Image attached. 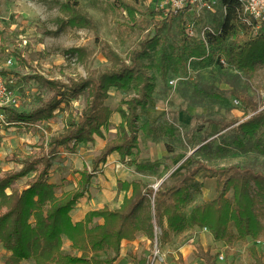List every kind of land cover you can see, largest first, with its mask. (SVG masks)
I'll return each mask as SVG.
<instances>
[{
	"label": "trees",
	"instance_id": "trees-1",
	"mask_svg": "<svg viewBox=\"0 0 264 264\" xmlns=\"http://www.w3.org/2000/svg\"><path fill=\"white\" fill-rule=\"evenodd\" d=\"M224 4L226 15L219 25L222 31L212 36L211 44L222 45L231 37V52H226L225 56L231 63L253 74L256 63H264V35H254V26L242 20L237 0H224ZM73 17L81 16L74 14ZM168 19L156 21L154 34L141 40L127 58L109 48L113 65L96 75L68 81L45 79L53 93L39 106L29 111L5 107L9 124L32 125L57 118L60 126V131L47 142L32 146L38 150L21 159L15 156V162L21 164L19 170H8L0 175V244L9 252L5 264L23 261H33V264H117L122 241L134 240L139 232L153 243L157 238L160 246L170 241L173 234H184L196 226L208 227L214 240L223 241L227 246L251 238L254 242L248 247L249 256L253 264H264V254L257 247V242L264 237V171L248 166L214 167L199 161L186 171L177 172L174 177L178 179L174 182L160 185L156 190L142 181H125L122 187L131 188L132 192L124 197L119 208L104 207L89 211L80 221L72 219V209L89 191L99 165L106 162L113 151H119L123 161L132 156L130 162L136 165L137 171L155 168L154 164L139 162L137 157L139 109L148 107L154 87L143 60ZM184 23L181 15L178 25L185 39L191 41L185 51L195 58L209 56L211 51L206 45L185 32ZM9 72L0 70L5 75ZM112 87L134 90V94L122 99L116 108L123 117L116 136L94 158L91 170L88 167L75 170L80 174L75 187L61 190L63 182L49 180L58 155L62 149L75 152L80 143L92 142L95 135L103 134L102 129L109 125L114 111L105 103ZM81 96L85 97V104L75 112L72 101ZM258 109L255 105L254 114L238 123L237 128L244 138L238 137L235 142L242 148L264 154V109ZM59 110L64 111L61 118L57 117ZM203 170L205 177L216 178L217 194L195 204L187 212L194 194L202 189L203 182L196 176ZM31 172L36 174L26 187L14 186ZM231 191L232 197L229 196ZM96 218H103V222L94 223ZM64 238L71 242L70 252L64 249ZM105 250L113 254L104 258L96 255Z\"/></svg>",
	"mask_w": 264,
	"mask_h": 264
},
{
	"label": "rangeland",
	"instance_id": "rangeland-1",
	"mask_svg": "<svg viewBox=\"0 0 264 264\" xmlns=\"http://www.w3.org/2000/svg\"><path fill=\"white\" fill-rule=\"evenodd\" d=\"M74 14L81 16L80 19H73ZM225 15L226 6L221 0L216 12L208 14L205 21L217 27ZM163 18L147 0H0V70L10 71L8 107L29 111L39 106L53 93L45 79L68 81L96 75L111 67L109 48L127 58L141 40L154 34L155 22ZM179 19V14L169 17L143 60L154 82L150 105L159 111L157 121L146 123L141 131L145 148L157 146L153 153L157 158L148 162L155 168L148 170L147 183L152 188L171 184L178 179L174 177L177 172L186 171L199 161L214 167L237 164L264 171V154L235 142L238 137L244 138L238 123L254 114L255 105L258 110L264 109V63L257 62L253 74L231 63L225 56L231 52V37L222 45L214 44L206 58L189 56L185 50L191 41L185 39ZM253 34L264 35V24L254 26ZM8 59L13 60L11 65L7 64ZM171 79L175 84L170 83ZM119 90L122 99L134 94L133 89ZM72 102L77 112L85 104V97ZM63 114L59 110L57 117ZM6 116L5 108H1L0 175L21 168L15 156L21 159L38 150L32 147L38 131L37 142H47L60 131L57 118L50 123H22L8 129L7 121L3 123ZM234 120L238 122L225 125ZM58 157L62 158L61 154ZM32 174L14 186L26 187L34 177H29ZM204 174L203 170L196 176L203 186L194 194L187 212L217 194L216 178ZM69 175L62 181L61 190L75 187L78 181L75 171L71 170ZM232 195L231 191L229 196ZM253 242L250 238L229 246L233 250L229 249L225 255L227 264L253 262L248 253ZM257 247L264 254V237ZM244 249L248 253L247 261L242 257ZM7 256L0 252V264H5ZM21 264H33V261Z\"/></svg>",
	"mask_w": 264,
	"mask_h": 264
},
{
	"label": "crops",
	"instance_id": "crops-1",
	"mask_svg": "<svg viewBox=\"0 0 264 264\" xmlns=\"http://www.w3.org/2000/svg\"><path fill=\"white\" fill-rule=\"evenodd\" d=\"M122 96L118 88L112 87L110 89L109 96L105 100V103L114 110L110 117L109 125L102 129V135H95L92 142L80 143L75 152L62 149L59 153L62 158H57L55 167L50 173L49 180L51 182L61 183L64 178L70 177L69 172L71 170H83L85 167H88L90 170L92 169L94 158L100 154L109 140L115 138L117 126L123 120L122 114L116 110L123 98ZM151 105L149 102L146 109H139L138 123L141 128L139 129V152L137 156L139 162H149L153 158H157L153 154L157 146L152 149L145 148L146 145L143 144V136L141 134L142 126L147 122L155 123L159 116V111ZM5 125L9 126L7 127L8 129H12L14 125L19 126L20 123H8ZM39 133L40 131L34 135L33 145L38 143ZM131 159L132 156H129L126 161H123L119 151H113L108 155L106 162L99 165L92 178L89 191L72 209L71 216L73 221L82 220L92 210H98L104 207H109L110 209L119 208L124 197L127 194L130 195L132 192L131 188L129 190L124 189L122 182L137 180L147 183V180L150 179V171L148 170L152 169L137 171L136 165L130 162ZM35 174L36 172L29 177L31 178ZM76 175L78 180L80 174L76 173ZM76 185L77 181H75ZM102 222L103 218H96L94 220V223ZM154 244L147 235L139 232L134 240L125 239L122 241L120 254L116 263L147 264ZM64 249L71 250V242L67 238H64ZM160 249L161 257L156 264H227L225 255L229 249L233 250V248L225 245L223 241H215L208 227L200 228L198 226L181 235L173 234L170 241L160 245ZM0 252L9 255V252L2 244H0ZM111 254L113 253L107 250L96 253V255L102 258ZM247 255L248 253L244 249V255L242 257L245 261L248 260ZM234 258L235 255L233 254ZM248 264H253V262H248Z\"/></svg>",
	"mask_w": 264,
	"mask_h": 264
},
{
	"label": "built area",
	"instance_id": "built-area-1",
	"mask_svg": "<svg viewBox=\"0 0 264 264\" xmlns=\"http://www.w3.org/2000/svg\"><path fill=\"white\" fill-rule=\"evenodd\" d=\"M221 0H147V3L154 7L158 13L164 17H170L179 14L184 16V30L192 38L203 42L208 51H211L212 36L221 33L219 26L214 27L207 24L205 18L208 14H214ZM240 9L239 15L242 20L253 26L264 24V0H237ZM225 5V4H224ZM225 63V60L222 59ZM12 59L7 60V64L11 65ZM171 84H175V80H170ZM11 105V97L8 91L7 75L0 73V109ZM4 117L3 123H6ZM8 123V122H7ZM158 186H155V190ZM207 228V227H205ZM161 249L158 244V239H155V244L147 264H156L160 259Z\"/></svg>",
	"mask_w": 264,
	"mask_h": 264
}]
</instances>
